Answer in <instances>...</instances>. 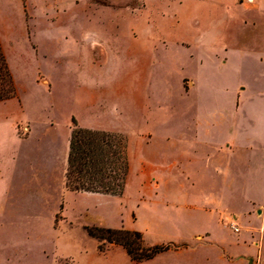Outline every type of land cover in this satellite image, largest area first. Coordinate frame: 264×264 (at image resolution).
<instances>
[{"label":"rangeland","instance_id":"obj_1","mask_svg":"<svg viewBox=\"0 0 264 264\" xmlns=\"http://www.w3.org/2000/svg\"><path fill=\"white\" fill-rule=\"evenodd\" d=\"M246 7L0 0V39L18 90L0 102V264H249L250 256L264 264L263 157L246 164L247 146L264 151V16L246 24ZM197 119L214 140L237 142L244 163L233 186L215 170L213 148L205 168L208 153L177 140ZM17 122L20 135L33 128L31 140L17 138ZM74 123L127 137L122 195L66 186ZM35 147L56 158L40 180L41 162L28 156ZM245 192L258 198L247 207ZM88 226L138 230L146 245L172 250L134 261Z\"/></svg>","mask_w":264,"mask_h":264},{"label":"trees","instance_id":"obj_2","mask_svg":"<svg viewBox=\"0 0 264 264\" xmlns=\"http://www.w3.org/2000/svg\"><path fill=\"white\" fill-rule=\"evenodd\" d=\"M18 96L0 39V102ZM128 139L121 133L74 123L69 139L66 186L72 191L122 195L130 171ZM91 237L121 245L134 261H146L170 249L169 244L146 245L143 233L127 228L86 227ZM104 250V245H99Z\"/></svg>","mask_w":264,"mask_h":264},{"label":"crops","instance_id":"obj_3","mask_svg":"<svg viewBox=\"0 0 264 264\" xmlns=\"http://www.w3.org/2000/svg\"><path fill=\"white\" fill-rule=\"evenodd\" d=\"M237 4L239 5H248V7L242 9L241 11L243 12V14L245 15V23L247 24L248 22H251L253 24H256L254 22V18L250 19V15L252 16H264V0H254L252 3H248L247 0H235ZM261 26H263L260 23ZM248 36L245 35L244 37V42H249L248 40ZM187 76H184V78H186ZM190 79V86L189 89L186 92H189L190 90H192L193 87V81L191 80L190 77H187ZM244 88V87H242ZM240 103V101L238 100L237 103ZM237 103H236V107H237ZM240 106V105H239ZM238 108V107H237ZM20 128H19V122L16 123L15 126V134L17 136V138L22 141V142H26L32 139V137L34 136V130L33 128L30 126V129H27V131L24 132V135H20ZM177 140H188L189 142H191V144H193V147L198 148L199 152H201V150H204L207 154V160L204 163L205 168H210L211 164H212V158L211 154L213 153L212 148L216 151L214 154V161H215V170L218 173H221L224 175V181L227 185H234L238 178L240 177V174L242 173L243 170V163H244V156L243 154H239L237 150L239 149V146L237 145V142L234 141H230V140H225L222 143L219 142L218 140H214L212 135L210 134L209 131V127L207 125H205V122L203 120L197 119L194 124L192 125V129L190 130V134L185 135V134H180L177 137ZM214 142H216L215 147L213 146ZM199 145V146H198ZM260 146L256 145H251V146H247L246 148V152L247 154V158H246V163L247 166H249L251 164H253L254 162V157H258V155L260 154L263 157V161H264V151L260 150ZM257 151V152H255ZM23 153V154H22ZM24 150L19 152V157H22V155H24ZM64 159H63V164H62V178H65L66 176V169H67V157H68V138L66 139V145H65V152H64ZM53 151L49 152V150L47 152H45L44 148H34L33 150L29 151L28 156L30 158V160L34 161L35 163H39L41 162V167L42 170H36L35 171V179L36 180H40L42 177H46L48 172H53L52 169L55 167V162H56V158H54ZM62 161V160H61ZM131 163H130V171H131ZM129 171V173H130ZM50 173V174H51ZM126 188V187H125ZM247 192V191H246ZM245 192V199H246V207L247 204H251L254 202L255 198L251 195H249L248 193ZM244 211V210H243ZM243 211H241L243 213ZM240 212V213H241ZM239 213V211H238ZM239 215H235L238 218L240 217ZM240 230V228H239ZM172 250V249H169ZM176 250V249H174ZM182 250V249H180ZM168 251V250H167ZM166 252V251H164ZM163 253V252H162ZM160 254V253H159ZM250 258H252V263L251 264H256L255 261H253V257L250 256L249 257V264H250Z\"/></svg>","mask_w":264,"mask_h":264},{"label":"built area","instance_id":"obj_4","mask_svg":"<svg viewBox=\"0 0 264 264\" xmlns=\"http://www.w3.org/2000/svg\"><path fill=\"white\" fill-rule=\"evenodd\" d=\"M253 1H254V0H247L248 3H252ZM232 227H233V229H234L235 231H239V228L236 226V223H235V222L232 223Z\"/></svg>","mask_w":264,"mask_h":264},{"label":"water","instance_id":"obj_5","mask_svg":"<svg viewBox=\"0 0 264 264\" xmlns=\"http://www.w3.org/2000/svg\"><path fill=\"white\" fill-rule=\"evenodd\" d=\"M252 263V258H250V264Z\"/></svg>","mask_w":264,"mask_h":264}]
</instances>
